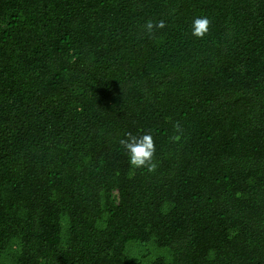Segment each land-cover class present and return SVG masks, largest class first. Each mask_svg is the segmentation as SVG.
<instances>
[{
    "label": "trees",
    "instance_id": "trees-1",
    "mask_svg": "<svg viewBox=\"0 0 264 264\" xmlns=\"http://www.w3.org/2000/svg\"><path fill=\"white\" fill-rule=\"evenodd\" d=\"M0 264H264V0H0Z\"/></svg>",
    "mask_w": 264,
    "mask_h": 264
},
{
    "label": "clouds",
    "instance_id": "clouds-1",
    "mask_svg": "<svg viewBox=\"0 0 264 264\" xmlns=\"http://www.w3.org/2000/svg\"><path fill=\"white\" fill-rule=\"evenodd\" d=\"M211 19L207 15L194 16L191 28V35L197 39H203L210 30ZM167 27L163 19H147L142 29L147 36H152L156 31ZM174 132L179 133L181 124L179 121L173 124ZM119 145L128 157L129 166L133 169H147L154 172L157 164L154 160L156 155V143L151 131L143 132L141 135H134L132 132L125 133L124 138L119 140Z\"/></svg>",
    "mask_w": 264,
    "mask_h": 264
}]
</instances>
